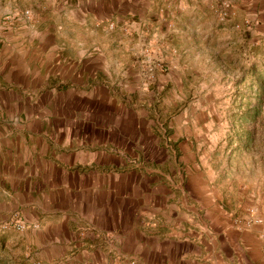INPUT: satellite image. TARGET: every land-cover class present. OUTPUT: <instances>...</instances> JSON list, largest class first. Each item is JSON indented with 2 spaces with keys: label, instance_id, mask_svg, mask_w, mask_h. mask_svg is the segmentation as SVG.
<instances>
[{
  "label": "rangeland",
  "instance_id": "1",
  "mask_svg": "<svg viewBox=\"0 0 264 264\" xmlns=\"http://www.w3.org/2000/svg\"><path fill=\"white\" fill-rule=\"evenodd\" d=\"M163 1L172 11L175 0ZM237 1L221 0L206 23L185 33L172 19L166 26L140 28L134 13L124 23L116 13L104 24L87 26L60 0H0V72L7 65L26 66L38 81L47 58L76 49L78 42L85 49L93 34L92 50H106L112 68L113 61L120 62L106 75L108 117L113 122L121 116L122 127L142 138L141 143L127 138L120 150L112 145L111 154L129 167L158 165L171 177L190 178L198 192L206 180L244 206L234 210L231 225L264 226V93L253 84V70L264 71V7ZM226 11L233 14L223 20ZM43 194L27 202L0 196V264H136L134 244L120 243L116 233L100 247L85 248L76 247L74 237L87 242L91 228L83 225L73 234L64 226L55 232V220L44 218L54 209L44 206Z\"/></svg>",
  "mask_w": 264,
  "mask_h": 264
},
{
  "label": "crops",
  "instance_id": "2",
  "mask_svg": "<svg viewBox=\"0 0 264 264\" xmlns=\"http://www.w3.org/2000/svg\"><path fill=\"white\" fill-rule=\"evenodd\" d=\"M220 2L175 0L172 11L163 0L59 3L70 6L76 21L87 26L104 24L116 13L117 22L124 23L134 13L140 28L166 26L172 19L186 33L192 25L206 23ZM246 2L264 7V0ZM162 8L165 14H160ZM93 37L85 49L78 42L76 49L47 58L37 70L38 81L31 80L35 72L29 67L1 68L0 196L27 202L44 193V206L54 209L44 218L55 220V232L64 226L73 234L83 225L91 228L87 242L74 237L73 244L85 248L100 247L116 233L120 243L134 244L136 264H264V226L240 230L231 225L234 210L244 208L231 193L210 188L206 180L198 192L190 178L171 177L158 165L129 167L123 157L111 154L112 145L120 150L127 138L137 137L140 143L142 138L122 127L121 116L113 122L108 117L106 75L120 62L116 59L110 67L106 50H92Z\"/></svg>",
  "mask_w": 264,
  "mask_h": 264
},
{
  "label": "trees",
  "instance_id": "3",
  "mask_svg": "<svg viewBox=\"0 0 264 264\" xmlns=\"http://www.w3.org/2000/svg\"><path fill=\"white\" fill-rule=\"evenodd\" d=\"M255 83L259 87L260 91L264 93V71L258 73L256 69L253 70V84ZM246 118L248 120H254L253 118H251V116H247Z\"/></svg>",
  "mask_w": 264,
  "mask_h": 264
},
{
  "label": "built area",
  "instance_id": "4",
  "mask_svg": "<svg viewBox=\"0 0 264 264\" xmlns=\"http://www.w3.org/2000/svg\"><path fill=\"white\" fill-rule=\"evenodd\" d=\"M28 13V12H27ZM230 14H233L226 11V12H223L222 13V19L225 20ZM17 228H24V225L19 221V220H16L15 224H14Z\"/></svg>",
  "mask_w": 264,
  "mask_h": 264
}]
</instances>
